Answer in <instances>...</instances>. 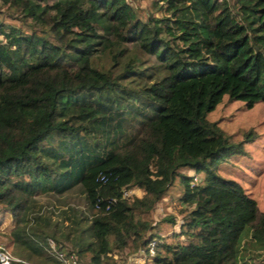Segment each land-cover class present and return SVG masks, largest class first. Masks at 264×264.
<instances>
[{"label":"trees","instance_id":"16d2710c","mask_svg":"<svg viewBox=\"0 0 264 264\" xmlns=\"http://www.w3.org/2000/svg\"><path fill=\"white\" fill-rule=\"evenodd\" d=\"M0 6L30 28L0 19V214L8 224L1 235L42 258L10 264H60L45 252L43 236L37 241L22 227L44 216L35 196L77 185L91 240L66 254L79 264H116L115 251L147 250L158 234L137 215L176 177L186 212L174 236L182 239L157 243L144 264H238L245 230L264 244V209L239 182L217 173L256 133L233 138L209 117L223 97L247 108L264 103V0H151L160 15L145 19L126 0ZM132 44L161 72L134 85L138 105L121 82L136 72L128 62L121 75L94 63L105 53L113 65ZM145 100L152 114L129 130L127 118L143 117ZM182 170L202 172V183ZM132 188L141 196L124 197ZM65 210L59 215L68 219Z\"/></svg>","mask_w":264,"mask_h":264},{"label":"rangeland","instance_id":"374dc122","mask_svg":"<svg viewBox=\"0 0 264 264\" xmlns=\"http://www.w3.org/2000/svg\"><path fill=\"white\" fill-rule=\"evenodd\" d=\"M126 1L135 9L141 19H145L150 13L154 16L160 15L158 11H154L151 7V0ZM9 14H12V12L6 11L4 7L0 6V19L5 24L17 26L23 31H30V28L25 24H21L19 20L9 18ZM35 30L37 32V29ZM126 48L123 54L117 57L113 65L105 53L100 54L94 60V63H96L97 67L109 68L113 74L121 75L124 71L123 66L128 62L132 67L131 69L136 72L129 79H121V82L127 92L130 91L129 94L133 98V100L131 99L132 102L138 105L140 102L137 100V96L133 91L134 85L148 84L159 78L161 72L156 67V64L139 50L138 46L132 44ZM147 102L150 103L149 101ZM148 105L146 109H142L143 117H135L132 120L127 118L126 122L129 130H135L141 119L152 114L154 105L152 103ZM124 111L125 117L128 116L126 110ZM209 117L211 120H218L225 131L233 138H237L239 135L254 129L256 135L250 142L244 144L245 152L223 163L221 170L217 171V173L224 178L239 182L245 188L246 192L255 199L258 209L263 210L264 103L257 102L251 108H247L242 101L234 100L232 102H226V97H223L210 113ZM181 172L182 174L190 176L193 183H202L204 178L202 172L198 174H195L192 170H182ZM79 186H74L72 191L60 196L42 194L35 196L36 201L43 206L42 213L44 216L41 220L24 225L22 227L23 231L32 235L37 241H40V237L42 236L44 239L50 237L66 251L71 250L75 252L79 247H83L89 243L91 240L89 235L90 230L88 228L89 221L83 220V217L88 215L89 211L82 194L79 192ZM123 193L124 197L141 196V191L134 188L123 190ZM181 194L182 191L178 183V177H176L175 181L166 190L164 197L160 198L148 210L137 215L141 220L149 221L152 227H154L152 233L156 232L158 234L154 238L156 245L157 243H169L176 241V239H182V236H174L179 230V225L182 223L181 215L186 212V209L179 203ZM65 209H70V212H66L68 219L59 215L60 210ZM167 217L173 218V223H168L166 221ZM1 218L3 222L0 221V245L16 257L29 259L32 263L36 259L39 260L41 257L32 255L27 248L8 244L7 238L1 235L3 232H7L8 224L4 216L0 214ZM72 221L74 222L71 223ZM150 232L147 231L145 237L150 235ZM38 244L40 245L41 243ZM134 255H136V252L126 253L125 250H119L114 252L113 257L118 262L124 264L126 261L130 263L127 256L130 258ZM137 257V264L148 263L151 260V257L142 258L143 256L140 255L133 257V260ZM81 259H83L82 262L87 261L86 257H81ZM236 260L238 264H264V244L255 240L248 230H245L238 239Z\"/></svg>","mask_w":264,"mask_h":264},{"label":"built area","instance_id":"2783aa9c","mask_svg":"<svg viewBox=\"0 0 264 264\" xmlns=\"http://www.w3.org/2000/svg\"><path fill=\"white\" fill-rule=\"evenodd\" d=\"M45 242H46L44 247L45 252L48 253L50 256H52L60 264H79L73 253L66 254L64 250H59L52 238L46 237ZM155 246H156V240L153 238L148 241L147 250H144L142 248L138 249L136 251V255H134L133 257L138 255L143 256L142 258L152 257L154 254ZM133 257L128 258L127 256V259L129 260L130 263H127L126 261L124 264H137L138 257L134 260ZM12 261H21V260L18 257L12 255V253H10L5 247L0 245V264H10ZM116 264H122V262L117 261Z\"/></svg>","mask_w":264,"mask_h":264},{"label":"crops","instance_id":"0c3cea01","mask_svg":"<svg viewBox=\"0 0 264 264\" xmlns=\"http://www.w3.org/2000/svg\"><path fill=\"white\" fill-rule=\"evenodd\" d=\"M60 196V195H59Z\"/></svg>","mask_w":264,"mask_h":264}]
</instances>
